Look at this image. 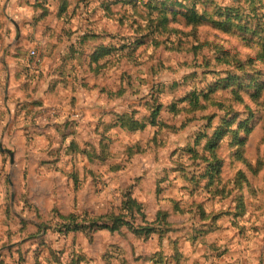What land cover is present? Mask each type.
<instances>
[{
  "label": "rangeland",
  "instance_id": "374dc122",
  "mask_svg": "<svg viewBox=\"0 0 264 264\" xmlns=\"http://www.w3.org/2000/svg\"><path fill=\"white\" fill-rule=\"evenodd\" d=\"M10 1L0 0L1 57L15 60L17 75L29 90L33 80L44 79L46 87L53 78L59 83L51 96L35 101L39 106L29 109L28 117L19 114L18 103L16 118L6 129L0 121V262L264 264V88L258 99L242 92L247 110L243 105L236 110L244 112L237 120L244 121L238 136L245 144L239 147L232 134L223 138L218 151L222 174L210 182L213 155L205 150L207 139L199 144L196 140L208 127L205 117L211 109L192 122H187L191 115L175 116L168 110L196 86L207 90L215 77L192 44L178 46L173 28L192 31L180 16L173 22V11L181 7L168 1L165 30L159 19L161 3L167 0H120L114 14H104L101 0H65L66 12H76L72 19L57 17L63 2L52 0L54 13L41 23L36 19L41 12L27 3L35 0H21L20 7L18 2L9 7ZM215 1L223 6L237 2L244 24L255 13L264 22V0ZM90 28L102 34L71 50L80 32L71 41L69 30ZM199 30L202 40L238 52L246 64L232 74L238 73L245 87L251 76L255 83H264L261 41L239 29L224 33L205 24ZM96 52H105L98 63ZM205 54L211 58L213 51L206 49ZM195 71L202 82L185 79ZM159 104L162 110L151 123L152 108ZM122 114L148 125L128 131L118 123ZM26 122L38 125L21 129ZM215 125H220L219 118L209 135ZM72 140L78 146L72 147ZM3 149L13 152L14 161ZM239 149L250 165L238 160ZM259 162L262 169L255 173ZM240 170L246 176L242 182L237 178ZM76 171L77 186L72 178ZM129 193L144 204L149 221L166 213L171 231L145 238L127 227L115 233L90 229L108 224L106 216L118 212ZM239 199L243 208H238ZM7 206H12L10 218ZM70 214L75 217H61Z\"/></svg>",
  "mask_w": 264,
  "mask_h": 264
},
{
  "label": "trees",
  "instance_id": "16d2710c",
  "mask_svg": "<svg viewBox=\"0 0 264 264\" xmlns=\"http://www.w3.org/2000/svg\"><path fill=\"white\" fill-rule=\"evenodd\" d=\"M57 1L63 2V7L58 12L57 17L64 18L68 16L69 19H72L76 15V12H66L67 5L65 3V0ZM119 1L120 0H101L100 5L104 14H106L105 11L107 12V10H109L110 14H114L113 7L115 4H118ZM168 1L170 0L161 3L163 5V9L160 12L159 19V26L163 27V29L165 30H168V11L165 9V7L168 5ZM52 2V0H35V2L28 1L27 3L31 7H34L37 12H41V14L36 17L37 22L41 23L45 18L50 17L51 14L54 13V11H52L50 7ZM171 3L182 8V10L176 9L173 11V22H176L178 16H180L187 27H192V31L189 33H184L181 30L173 28V34L177 38L178 46L184 48L192 44L193 48L196 51L199 50L201 55L204 57L203 65L206 68H210V70L208 71L210 72L209 74L215 75L214 78L209 80V86L207 90L200 91L198 86H196L190 92H188L185 97L180 100L173 101L168 107L169 112L174 113L175 116H178L182 113L191 115V118H188L187 122H192L200 119L201 117L199 118V115H202L209 108L211 109V112L205 117L209 122L208 127L203 130L204 132L198 134L196 144H199L203 139L208 140L205 146V150L209 151L213 155V159L209 162L212 170V172L209 173L211 175L209 179L210 182H212V179L215 176H219L222 174L223 160L222 156H218V151L221 148L220 143L222 142L223 138L227 134H232L234 135V140L239 147L245 144V139H241L238 136V131L240 127H242L244 121L237 120V117H239L244 112L240 113L239 110H236V105H243L245 111L247 110V107L242 102V92H247L253 99H258L264 88V83H255L253 77L251 76V84L245 87L246 82L240 78L238 73L232 74L233 70H237L239 72L242 71L246 64L243 60L239 59L238 52L234 49H226L224 46L219 45L213 41L202 40L199 35V29L205 24H210L215 29L224 33L230 32L233 29H239L243 33H250L253 39H258L259 41H261L262 51L259 53V55L260 58L264 61V22L259 18L258 14L255 13L252 17H248L246 24H244V11L241 9L237 2H235L233 6H223L215 0H172ZM150 27L153 28L152 25H150ZM78 32L80 33L75 37V42L71 44L72 48L70 49H73V51H77V45L83 46L90 38H94L102 34L91 28L86 30L82 29L81 31L80 29H70L68 35L71 36V41ZM100 48L101 47H97V51ZM206 49L213 51V56H211V58H209V56L205 54ZM104 54L105 52L97 55L96 52L94 55V61L98 63L99 59ZM220 68H223L224 70L221 71ZM203 73L204 75H207V73ZM199 76L200 74L195 71L189 76L185 77V79L191 77L199 82H202L203 80H199ZM58 83L59 80H57L56 78H53L51 80L50 87L52 91L56 88V85ZM23 87L26 92L29 91L28 86L24 84ZM249 88H254L255 91L249 92ZM219 91H222V93ZM75 99L76 97H74V101ZM181 103H186V107H180ZM19 104L22 105L19 110V114L22 116V118L28 117L29 114L26 112L29 109L39 106V102L28 100L19 102ZM162 107L163 104H159L158 106L152 108L153 110L151 115V123H156L157 117L162 110ZM230 115H232V117L228 118ZM215 118H219L220 125H215V129L211 132L213 134L209 135L210 132L208 129L214 127L212 126V124ZM235 122H237L238 124V128L236 130L231 128V126ZM118 123L121 128L133 132L143 130L148 125L146 121L137 119L129 114L118 115ZM70 143L72 144V147L78 146L77 140H72V142ZM192 151L197 153L194 150ZM236 155L238 160L242 161L243 163H247V165H250L244 157L242 150L239 149ZM258 165L259 167L255 169V173L259 172L262 169V163L259 162ZM77 174V171L72 174L75 186H77L79 183ZM245 177L246 176L243 171H238L237 178L239 182H242ZM77 190L75 191L78 192ZM243 205V200L239 199L238 208H243ZM11 208L12 206H7L6 209V213L9 218V214H11L12 212ZM145 212L146 209L143 203L137 201L131 193L124 194V200L122 202V206L118 208V212L114 211L113 213L106 216L109 220L107 222L108 224H95L90 226V229L93 231H98L100 229L107 228L112 233H115L117 231H120L123 227H127L135 235L145 238L149 237L151 234H158L160 235V237H164L166 233L171 231V224L167 221L166 213L163 214L164 218H161V214H159L157 220L152 222L148 220L147 214ZM61 217L67 219L73 218L75 217V215L70 214L69 217ZM26 223L27 222L25 221L22 222L24 226ZM80 229L86 230L87 228L76 227L74 230ZM0 263L5 264L3 261H1Z\"/></svg>",
  "mask_w": 264,
  "mask_h": 264
},
{
  "label": "crops",
  "instance_id": "0c3cea01",
  "mask_svg": "<svg viewBox=\"0 0 264 264\" xmlns=\"http://www.w3.org/2000/svg\"><path fill=\"white\" fill-rule=\"evenodd\" d=\"M14 2H18V7H20V4H22L21 0H11L9 7L11 3ZM11 8H8V10H11ZM41 71L44 72L43 66L41 67ZM17 78L20 79V83ZM22 82V78L17 75V63L15 62V60L11 57L3 58L0 55V115L2 114V118H0V121L3 120L1 121L2 123H4L3 129L7 128V126L9 125V121H11L15 116L16 106L19 102H23L25 100L37 101V99L40 98L45 99V96L47 95L51 96V81L47 83L46 87L44 79L41 81L33 80V82L31 83L32 89L28 92L25 91L23 87L24 82ZM2 109H5V111L3 112ZM37 123L38 122L22 123L20 125V128H31L32 124L37 126Z\"/></svg>",
  "mask_w": 264,
  "mask_h": 264
},
{
  "label": "water",
  "instance_id": "95a60500",
  "mask_svg": "<svg viewBox=\"0 0 264 264\" xmlns=\"http://www.w3.org/2000/svg\"><path fill=\"white\" fill-rule=\"evenodd\" d=\"M16 26H17L18 37H20L21 31H20L19 26L17 24H16ZM3 152L9 153L11 155L12 161H14V154H13V152H11L10 150H4V149H3Z\"/></svg>",
  "mask_w": 264,
  "mask_h": 264
},
{
  "label": "built area",
  "instance_id": "2783aa9c",
  "mask_svg": "<svg viewBox=\"0 0 264 264\" xmlns=\"http://www.w3.org/2000/svg\"><path fill=\"white\" fill-rule=\"evenodd\" d=\"M32 55H37V52H36V51H33V52H32Z\"/></svg>",
  "mask_w": 264,
  "mask_h": 264
}]
</instances>
